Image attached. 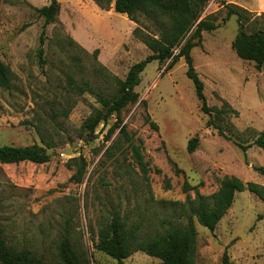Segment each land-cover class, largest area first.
Segmentation results:
<instances>
[{
    "label": "rangeland",
    "instance_id": "1",
    "mask_svg": "<svg viewBox=\"0 0 264 264\" xmlns=\"http://www.w3.org/2000/svg\"><path fill=\"white\" fill-rule=\"evenodd\" d=\"M50 1L0 0V59L12 73L10 87H0V145L38 143L50 154L46 162L0 163V225L8 244L29 248L48 264H64L59 243L69 231L89 264H118L94 247L100 226L116 209L128 222H139L143 235L192 218L196 264H222L224 253L228 264H264L261 197L237 191L210 230L191 215L183 188L184 182L199 184L209 195L225 175L264 184V172L256 169L264 166V147L254 142L264 132V74L231 46L236 15L226 19L222 0H210L201 18L213 19L217 27L203 31L201 43L191 50L207 103L231 109L215 121L223 133L206 125L210 116L200 108L184 58L168 70L169 61L153 60L141 73L135 87L139 99L126 106L122 118L143 139L151 167L149 180L143 181L126 144L113 157L105 155L118 135L105 137L115 115L93 134L81 130L83 120L101 107L97 94L111 95L129 67L151 52L133 36L137 23L94 0H58L57 20L45 25L36 7ZM224 1L251 12L247 30L264 28V0ZM195 135L199 142L189 152ZM242 144L251 145L244 150ZM79 156L88 166L84 180L75 182L70 177L76 165L68 163ZM158 261L140 250L123 260Z\"/></svg>",
    "mask_w": 264,
    "mask_h": 264
},
{
    "label": "trees",
    "instance_id": "2",
    "mask_svg": "<svg viewBox=\"0 0 264 264\" xmlns=\"http://www.w3.org/2000/svg\"><path fill=\"white\" fill-rule=\"evenodd\" d=\"M102 9H110L125 13L137 25L133 28V36L142 41L151 51L143 59L133 63L125 77L118 79L117 89L111 95L97 94V101L101 107L95 108L82 122L81 130L93 134L97 127L107 125L112 115L115 121L110 125L105 135L110 138L118 131L116 139L106 148L105 155L113 157L116 150L126 144L133 163L139 168L143 181L149 180L150 163L145 159L143 139L132 133L123 122L122 112L130 103L139 99L135 87L141 82V73L147 64L153 60L169 61L166 69H171L181 58L187 64V76L192 79L201 110L209 114L207 126L217 128L223 133L220 124L215 123L227 115V106H210L204 93V82L199 76L191 50L202 41V33L217 27L213 19L201 18L206 4L210 0H94ZM222 3L227 7L226 19L236 15L238 32L231 42L232 48L240 58L254 61L256 67L264 74V28L247 30L246 23L251 12L233 3ZM61 4L58 0H51L48 4L36 7L39 15L44 17L47 25L57 20ZM149 21V24L144 22ZM43 32L41 41L43 42ZM187 37V38H186ZM186 38V39H185ZM184 41V42H183ZM12 73L9 66L0 59V87L11 85ZM154 128H158L155 121H150ZM199 136H193L187 145L189 152L195 150ZM264 147V132L254 141ZM251 144L241 146L246 150ZM50 159L47 147L38 143L17 145H0V163H15L20 161L46 162ZM76 165V171L70 180L82 182L87 172L88 162L83 156L75 157L68 163ZM264 172V166L256 167ZM201 184V183H200ZM186 204L192 216L197 221L214 230L232 205L237 191L249 190L264 200V184L255 181H243L235 175H225L219 179L216 192L205 195L199 189V184L191 185L184 182ZM194 190L195 196L191 194ZM191 216V217H192ZM197 230L193 219L187 223L171 224L164 231L143 235L139 222H128L119 210H113L109 219L102 223L97 233L94 247L124 264L123 260L135 251H143L148 255L158 257L155 264H196ZM59 254L64 264H89V260L74 246L69 231L61 236ZM0 262L2 264H48L42 256L35 255L29 248H16L8 244L3 228L0 225ZM222 264H228L227 254L222 257Z\"/></svg>",
    "mask_w": 264,
    "mask_h": 264
}]
</instances>
